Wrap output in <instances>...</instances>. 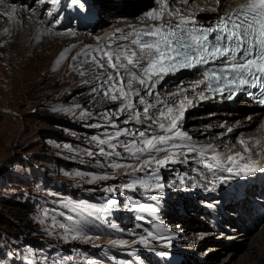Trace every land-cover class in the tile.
Listing matches in <instances>:
<instances>
[{"label":"rangeland","instance_id":"1","mask_svg":"<svg viewBox=\"0 0 264 264\" xmlns=\"http://www.w3.org/2000/svg\"><path fill=\"white\" fill-rule=\"evenodd\" d=\"M0 1L5 2L0 7L8 12L18 9L17 16L12 19L14 24L8 17H0V25L7 24L11 36L32 46L29 60L34 73L39 69L48 74L36 78L28 93L12 99L9 91L22 88L24 68L9 72L8 65L0 61V264H200L197 259L207 264L219 263L222 255L214 258V262L206 260L207 249L215 244L212 241L204 243L201 240L194 245L195 239L192 242L177 240L162 250L146 248L144 237L160 229V222L151 209L165 204L164 211L174 216L168 221L173 226L171 232L185 231L191 221H200V215L191 214L200 213L198 209L204 198L201 193L194 196L185 191L178 193V186L170 185L171 179H181L180 171L188 172L186 168L176 170L177 174L173 171L163 175L157 172L159 166L153 161L150 166L134 172L133 166L139 167L140 161L125 152L123 146L131 136L121 135L118 140H112L111 143L117 144L115 152L107 144H99V140H107L118 130L138 133L146 126L137 125L127 111L116 112L122 101L104 97L103 92L109 85L101 87L102 79L95 78L101 74L99 69L92 71V64L81 63L85 58L72 59L76 56L74 50L84 42L83 37H87L85 41H92L102 35L104 27L123 24L126 19L142 18L144 12L156 8L155 0H79L75 6L71 0H60L59 4L48 0L44 3L41 0ZM130 9L137 11L130 14ZM110 16L113 22L108 21ZM7 35L0 30V38ZM66 49L70 51L64 52V60H58L59 54ZM80 70L88 76L79 75ZM171 77L167 87H159V94L146 101L153 102L189 76ZM93 88L97 91L93 92ZM133 103L134 111L143 110L138 99ZM186 118L189 121L183 130L198 141L192 132L202 130L205 123L197 120L196 113ZM94 136L96 140L92 139ZM236 136L232 137V142ZM101 148L110 155L102 154ZM164 154L166 152L155 155L163 159ZM146 158L144 155L140 160ZM113 163L129 166L114 169ZM196 163L194 161L193 165ZM133 179H144L147 186L124 189ZM156 183L163 184L165 192L170 188L174 196L146 197L162 190L154 186ZM111 200L117 203L107 213H100L104 222L88 218L82 226L83 235L75 239L66 237L64 230L56 227L68 224L66 216L76 217L71 211L73 204L99 208ZM194 206L198 207L197 212ZM45 211L49 213L47 217ZM177 216L187 219L186 226ZM192 217L194 219H190ZM257 231L259 229H254L251 236ZM133 243L144 253L133 252L129 248ZM248 243L239 247L235 243L236 255L232 258L235 262L230 264H236ZM190 246L194 247L193 256L184 253ZM187 251L192 250L188 248Z\"/></svg>","mask_w":264,"mask_h":264},{"label":"snow or ice","instance_id":"2","mask_svg":"<svg viewBox=\"0 0 264 264\" xmlns=\"http://www.w3.org/2000/svg\"><path fill=\"white\" fill-rule=\"evenodd\" d=\"M44 2L45 0H41V3ZM48 2L59 4L60 0H48ZM71 2L75 6L79 0H71ZM220 2L221 0H217V7L220 6ZM181 3L187 5L189 0H181ZM14 13L15 9L6 13L9 20L14 18ZM173 17H178V19L173 22ZM166 18L167 23L164 22ZM146 19L158 23L142 28L131 27L128 32H121L117 29L115 39L126 43L117 45L115 49L111 44L94 50L85 49L72 58L76 60L80 55H84L86 59L81 63L92 64V71L97 69L103 71L105 68L112 70L102 80L99 76L95 78L101 80V87L105 84L109 85L103 92L104 97L111 98L113 101L118 99L122 101L121 107L116 110L117 113L127 111L130 118L141 122L140 111H134L133 99L138 97V103L144 105L142 119L151 121L148 128L138 133L118 130L107 140H99V144H107L115 152L117 144L111 141L118 140L121 135L131 136L132 139L124 142L123 146L125 152L140 161L139 167L133 166L134 172L150 166L153 161L159 167H164L167 163H175L173 157L176 154L168 149L183 148L185 145L176 141L191 139L179 130L180 121L184 117L185 105H191V100L185 97L175 107L167 106L152 112L151 110L155 109L156 105L149 103L141 95V92H144L152 96L165 76L175 75L182 69L191 70L219 61L217 67L205 68L202 72L203 79L195 82L194 89L201 85L204 86L199 93L201 100L208 98L205 92L220 96L227 94V99L231 100L239 92L258 89L261 97L258 102L264 105V0H247L231 14L218 17L215 24L209 27L198 24L195 15L191 12L185 16L180 8L172 11L167 3H162L159 10L149 11ZM4 31L7 32L8 29ZM109 39L113 38L109 37ZM67 51L70 49L65 50ZM64 57L65 53H61L60 59ZM80 75L84 76L85 73L82 71ZM136 83L140 85V88L133 90V85ZM92 91L96 92L97 89L93 88ZM165 120L167 123L163 122ZM152 125H158L160 134H150L148 129ZM96 126L91 125V127ZM228 131L231 132L232 129L229 128ZM92 139L97 138L94 136ZM239 143L245 152L249 151L244 140H240ZM208 149H211V146H208ZM189 150L195 152L196 148L192 146ZM205 150L207 149L201 150V156ZM100 152L110 155L104 152L103 148ZM160 152H167L165 158L156 157L155 154ZM145 154L147 158L140 160ZM88 155L91 156L93 153L88 152ZM116 155L119 156V153ZM237 157L244 163L239 164L236 158L229 155L226 159L231 166L227 168H221L218 163L208 162H204V167L209 171L219 170L228 173V176L217 177L221 183L227 182L232 177L248 176L257 171H264V166H260L259 162L250 157L245 158L239 153ZM210 159L216 162L219 157L213 155ZM128 166L119 163L111 164L114 169ZM137 185L147 186L144 179H133L131 183L124 185V189L134 190ZM154 186L161 189L164 187L160 183ZM116 203L117 201L111 200L99 208L84 203L73 204L71 211L76 213V217L68 215L66 216L68 224H59L56 227L63 229L66 237L71 236L75 239L83 235L82 226L88 222V218L103 223L104 217L100 213H107L109 208ZM64 206L68 207V204ZM151 211L154 212L155 209ZM48 215L49 213L45 211L44 216ZM148 237L152 240H164L167 246H171L170 237L155 235L152 232L148 233ZM143 243L147 244L148 240H143Z\"/></svg>","mask_w":264,"mask_h":264},{"label":"bare ground","instance_id":"3","mask_svg":"<svg viewBox=\"0 0 264 264\" xmlns=\"http://www.w3.org/2000/svg\"><path fill=\"white\" fill-rule=\"evenodd\" d=\"M244 0H221L220 6L217 7V0H189V3L187 5H184L181 3V0H155L154 2L156 4V8L153 10H159L162 3H167L171 6V10L175 11L177 8H180L183 10V14L187 16L190 12L195 15L196 20L205 21L210 18L216 17V15L219 12H225L230 11L235 6L239 5ZM5 4V2L0 1V4ZM154 3V4H155ZM1 6V5H0ZM3 6V5H2ZM11 9V8H10ZM150 9L149 11H152ZM17 10L14 13L17 16ZM121 12H124V10H120ZM137 9L128 10V13L132 14L135 13ZM144 12L142 15V18H136V19H126L125 23L123 24H112L110 28L103 29V33L100 36H96L94 40L92 41H85L87 37H83L84 42H82L78 47L74 50V54L77 55V53H82L85 49L88 50H94L97 48L104 47L105 45H112V48L115 49L117 45L126 43L124 41H119L115 39L117 36V29H119L121 32H128L131 30V27L135 28H142L146 25L152 24V23H158L154 21H149L146 19V14L149 12ZM167 11V10H166ZM6 13H8L7 10H4V8L0 7V17H7ZM0 18V19H1ZM178 19V17H173L172 20L175 21ZM14 20V19H13ZM13 20L11 22H13ZM109 22H113L114 18L109 17ZM10 25L13 26V24ZM123 22V20H122ZM121 22V23H122ZM165 23L168 22V19L166 18ZM7 29L8 26L6 25H0V30L4 31ZM11 27V26H10ZM14 29V28H13ZM13 29H10L11 31ZM5 32V31H4ZM8 35L5 38H0V61L4 63L6 66V70L9 72H14L15 70H19L21 68H24L23 72V86L21 89L17 90H10V96L12 99H17L20 94L22 93H28L30 90V87L34 84L36 78H41L44 76H48L44 71L37 70L36 73L30 68V52L32 51V46L25 43L23 39H20L18 41L17 38L14 36H11L9 30L7 31ZM4 34V33H3ZM1 37V36H0ZM109 37H112L113 39H109ZM75 43V40L73 41ZM65 51L61 52L64 53ZM61 53L59 54L58 60L63 61V59H60ZM81 59H86L84 55L79 56ZM76 63V62H75ZM87 70V69H86ZM84 72V70H80V72ZM101 71V70H100ZM111 69L105 68L103 71H101L100 78L103 79L104 76L111 72ZM79 72V75H80ZM39 74V76H38ZM49 76H51L49 74ZM88 76V74L84 75ZM175 75H168L165 76L164 80L161 81L160 84L157 85L156 89L153 92L152 96H156L158 93V88L162 87L165 88L169 84V82L173 79ZM195 76V77H194ZM194 77V78H193ZM201 79H198L196 75L192 72H190L189 77L187 79L182 80L177 86L171 88L169 91L163 93L161 97L156 98L153 102L148 101L149 103L155 104L156 108L152 109V112H156L159 108H166L167 106L175 107L179 104L181 100H183L185 97L187 99L192 101L191 105H185V111H184V117L180 121V128L179 130L186 134V131L183 130L185 128L186 124H188L189 119L187 120V116L191 115L193 113H196L197 120L201 119L200 123H205V126L202 127V130L197 131V133L192 132V135L198 138L199 140L196 141L194 138L190 136V134H186L187 137H190V140H182L178 143L185 145L183 148H177L172 149L176 155L173 157L175 159V163H167L164 167H158L157 172L162 173L163 175H170L171 172L175 171L174 173L177 174L180 169H188V172L185 173L179 172L178 176L181 179H171L170 185H177L178 193L181 191L189 192L191 195L194 196V194L198 195L201 193L202 197L204 198V201L202 202V207L205 205L206 202H209L211 200H214L216 198L207 199L206 197L211 194L212 187L210 185V172L207 168L204 167V162L208 163H222L226 160V157L229 155H234L236 152H245L244 148L239 143L240 140H244L246 145L249 147L248 154L252 155L254 157V160L259 162L260 166H264V115H259V110L254 109L253 107H244L245 113L244 114H237L233 111H226V110H212V108H209V112L207 114H203L205 111H207V108L203 106V104L200 102L199 93L201 92L202 88L201 86L199 88L194 89L195 82L199 81ZM140 85L138 83L133 85V90L139 89ZM118 94V93H117ZM159 94V93H158ZM176 94V95H173ZM25 95V94H24ZM141 95H144V99L148 100L151 96L146 95L144 92H141ZM139 99L134 98L133 101ZM155 99V98H154ZM241 106H244L240 103ZM9 107V106H8ZM142 108L144 105L141 106ZM232 112V117L230 116V113ZM143 116V111L140 112ZM249 117H252L251 120L247 121ZM134 122L137 125H144L146 128H148V125L151 123V121H143L141 118V122H137L134 119ZM167 123V121H163ZM143 128V127H142ZM145 128V129H146ZM231 128L232 131L229 132L228 129ZM144 129V130H145ZM190 131H193L191 127H189ZM188 129V130H189ZM150 134H160L158 125H152L150 129H148ZM234 135L236 136V139L234 142H232V137ZM211 137V140H206V138ZM213 141V142H211ZM194 146L196 148L195 152L190 151V147ZM208 146H211V149H208ZM202 149H207L204 151L203 156H201L200 152ZM214 149V151L212 150ZM168 150H171L169 148ZM162 153V152H160ZM159 154V153H157ZM147 155V154H145ZM167 155L164 154L163 158ZM217 155L219 157V160L214 162L210 159L211 156ZM186 161V162H185ZM197 162L193 165V162ZM185 162V163H184ZM156 169V168H155ZM152 170V169H151ZM184 181L182 184L181 182ZM166 190H158L157 192L159 194L157 195H147L146 197H163L168 196L169 198H172L171 196H174L172 192L170 191V188ZM165 192V193H164ZM180 198V197H179ZM172 200V199H170ZM180 200V199H179ZM184 205H189L186 200H182ZM164 205L160 204L161 207H156L154 214L158 218V224L160 229H163V231L157 230V233L155 234L153 231L152 233L155 235H160L164 237H170L171 238V245H173L177 240H180V242H189L192 239H195L194 245H197L198 241L203 240L204 243H208L210 241L215 240L214 246H210L207 249L206 254V260L212 259L211 262H214L213 259L219 257L222 255V257L219 260V263L217 264H230L233 261V257L236 255V246H238L237 241L242 240V243L249 242L247 244L246 251L239 256L238 261L236 264H264V225L261 226L259 231L253 236H249L251 230H243L242 228L239 230L241 232H238L237 234L235 232H230L226 230V228H221L220 231L216 236H213V233H210L206 228V223L203 221H191V224H189L190 227H188V230L185 231H172V227L169 225V220L174 216H171V213L164 211ZM189 207L192 208L191 205ZM202 207H193L194 211L197 212V209L200 213L202 210ZM169 208V207H168ZM170 210V209H169ZM198 213V214H200ZM175 214V213H174ZM194 217H196L197 214L194 212L191 214ZM190 219H194L193 217ZM177 220H179L182 224L187 222V219L184 217L177 216ZM201 220V219H200ZM165 222V223H164ZM173 222V221H172ZM263 222V221H262ZM194 223V224H192ZM157 224V223H156ZM185 225V224H184ZM186 226V225H185ZM194 226L198 230L197 232L194 231ZM148 234V233H147ZM144 240H148V246L146 248L152 250V249H163L165 245H167V242L164 240H152L150 237L146 236L144 237ZM192 242V241H191ZM179 243V242H178ZM154 244V245H153ZM189 245V244H188ZM186 245V246H188ZM182 247L184 245H181ZM138 247L137 243H133L129 245V248L135 252L141 255L143 252V249H136ZM185 247V246H184ZM166 248V247H165ZM191 249L192 251H187ZM194 247H186L185 248V254L193 256L194 253ZM168 250V248H166ZM252 251L251 255L249 252ZM165 254H168L165 252ZM144 255V254H143ZM204 264H207V262L204 260ZM209 264V263H208ZM215 264V263H213Z\"/></svg>","mask_w":264,"mask_h":264},{"label":"trees","instance_id":"4","mask_svg":"<svg viewBox=\"0 0 264 264\" xmlns=\"http://www.w3.org/2000/svg\"><path fill=\"white\" fill-rule=\"evenodd\" d=\"M10 205V204H9ZM11 206V205H10Z\"/></svg>","mask_w":264,"mask_h":264}]
</instances>
